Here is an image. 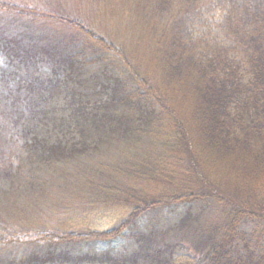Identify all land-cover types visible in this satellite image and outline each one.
Returning a JSON list of instances; mask_svg holds the SVG:
<instances>
[{
    "label": "trees",
    "instance_id": "16d2710c",
    "mask_svg": "<svg viewBox=\"0 0 264 264\" xmlns=\"http://www.w3.org/2000/svg\"><path fill=\"white\" fill-rule=\"evenodd\" d=\"M175 1L177 5L172 0H79L69 9L61 0H0V44L14 57L36 44L65 65V93L80 102L71 100L69 117L59 121V128L73 126L84 135L78 147L56 151L53 145L37 156L30 151V159L22 162L16 157L31 145L24 143L20 153L7 143L0 158L2 152L15 157L14 171L31 172L26 177L31 187L41 185L47 172L63 170L60 179L69 172L88 190V210L123 212L109 230L80 225L72 216L31 241L113 239L144 209L199 202L166 230L138 234L137 249L129 256L73 257L55 250V262L264 264V0H218L227 10L224 32L234 46L203 49L189 26L197 20L193 8L209 0ZM122 3L131 11L139 9L141 22L162 23L157 35L163 41L165 35V45L149 47L151 58L157 59L154 69L144 56L135 61L125 45L112 44L88 27L84 8L94 12L97 5L96 11L105 12ZM150 13L159 18L147 19ZM53 27L62 34L57 43L34 34L37 28ZM112 66L118 74L103 79ZM104 89L107 95H102ZM42 122L47 127L48 121ZM7 130L2 122L0 144ZM43 142L37 140L38 145ZM104 144L116 150L101 159ZM96 151L89 165L86 158ZM19 185L25 189L26 183ZM248 219L257 222L251 232L240 228ZM26 235H4L0 247L20 245L30 239ZM32 256H25V262L11 257L5 264L46 263L36 251Z\"/></svg>",
    "mask_w": 264,
    "mask_h": 264
},
{
    "label": "rangeland",
    "instance_id": "374dc122",
    "mask_svg": "<svg viewBox=\"0 0 264 264\" xmlns=\"http://www.w3.org/2000/svg\"><path fill=\"white\" fill-rule=\"evenodd\" d=\"M61 1L66 2L67 7L74 8L79 0ZM172 1L176 5L178 4L177 1ZM99 4H101V0ZM70 7L68 8L70 9ZM96 7L97 5L94 7V12H87L89 7L84 8L86 11H82L90 18L86 22L89 23L88 27L91 26L93 30L95 29L92 32L106 38L112 44L125 45L128 52L132 56H136L135 61H137L136 58H142L141 55L144 56L146 62L149 63L147 65L154 69L153 62H157V59L151 58L149 47L153 46L150 43L165 45V35L164 41L162 37L157 35L162 23L156 21L152 24L148 21L141 22L138 18V15L142 16L139 9L132 8L134 11H131V8L126 4L124 6L123 3L119 8L108 9L109 11L105 12L96 11L100 10ZM193 10L197 14V20L189 26V32L198 47L201 49L211 48L216 44L224 47L234 46V43L226 37L224 32V16H226L227 10L220 5V2L218 3V0H209L203 5L195 6ZM153 17L157 19L159 15L150 13L147 19L154 20ZM39 32L44 36H49L51 40L56 41L55 43L62 38V34L54 27L50 31L37 28L34 34L39 35ZM46 44L45 39L43 45L46 46ZM58 46L62 48L61 45ZM231 54L239 58L238 53L232 52ZM65 70L63 63L59 65L57 62L55 63L49 54L41 51V49L38 50L36 44L34 47L28 46L27 49L25 47L21 57H14L4 45L0 44V125L2 122L8 125V130L5 131L7 132L5 139L0 144V150L8 151L7 143H10V148H16L18 152L22 153L19 148L24 149V143L27 142L31 146L26 145L22 157H16L22 162L21 160L30 159L27 157L30 151L37 156L53 145H55L56 151L63 147L79 146L78 142L83 138L79 129L73 126L72 128L65 126L59 128V121L69 117V109L72 107L71 100H74L75 103L80 102L77 96L70 95L67 97L65 93L67 91L65 89V81H67ZM117 74L118 70L115 71L114 66H112L103 79ZM112 83L113 80H109V83H106L107 88ZM106 89L102 95H107L109 91ZM45 120L48 121L47 127L42 122ZM1 128L5 129L4 126ZM37 128L38 132L36 131ZM41 138L44 142L38 145L37 140ZM75 144L76 146H72ZM115 150L114 146L104 144L100 148L102 154L100 158L112 156ZM97 153L99 151L93 152L91 157L86 158L89 165L93 164ZM1 154L0 237L4 235L6 237L13 236L16 232L26 235L29 232L25 238L30 237V239L20 245L12 244L10 247L6 242L0 247V264H5L11 257L15 259V256H20L19 259L23 257L21 261L24 260L25 262L27 255L32 256L35 251L41 258H45V264H61L58 263V260L56 262L52 260L54 257L52 252L55 250L66 252L73 257L89 255L100 259V256L105 254L129 256L137 249L138 234L147 235L154 230H166L168 227L177 224L188 209L194 210L199 206L197 201H186L144 209L131 224L123 229L118 237L113 239L79 240L75 242L64 239L59 243L50 241L39 245L36 241H31V238L38 237L45 231H48L47 233L55 231V227L68 217H77V220H81L80 225L86 224L87 227H94L98 230H109L121 219L123 212L113 211L112 215H106L104 211L94 213L88 210V203H85L89 199L86 198L88 190L82 187L77 177L68 176L69 172L64 179H60L63 170L55 169V171L47 172L41 185L31 187L26 181V177H29L31 172H27L26 175L21 171L15 172L16 158L12 157L11 154L9 157L8 155L6 157L3 152ZM52 163L55 165L57 162L53 160ZM137 163L141 164V162ZM12 180L14 182L10 186L9 182ZM19 183H26L25 189ZM114 213L117 214L114 215ZM255 224H257L256 221L244 220L240 228L246 232H251L255 228ZM262 226L264 232V224ZM20 251L22 252L21 255H19ZM89 264L110 263L94 260Z\"/></svg>",
    "mask_w": 264,
    "mask_h": 264
}]
</instances>
